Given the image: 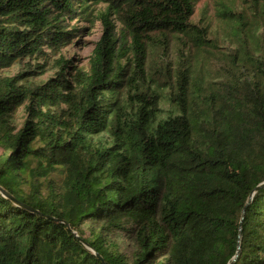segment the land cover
Listing matches in <instances>:
<instances>
[{"label":"trees","instance_id":"1","mask_svg":"<svg viewBox=\"0 0 264 264\" xmlns=\"http://www.w3.org/2000/svg\"><path fill=\"white\" fill-rule=\"evenodd\" d=\"M94 1L102 35L67 75L93 0H0V70L57 69L0 77V188L39 212L0 194V264H264V0L218 12L236 47L198 75L217 48L190 21L200 0ZM170 39L188 53L149 70Z\"/></svg>","mask_w":264,"mask_h":264},{"label":"rangeland","instance_id":"2","mask_svg":"<svg viewBox=\"0 0 264 264\" xmlns=\"http://www.w3.org/2000/svg\"><path fill=\"white\" fill-rule=\"evenodd\" d=\"M231 5V0H200L196 6L195 14L190 19L191 23L196 24L199 27L210 28L211 35L206 38L211 42L215 40L217 48L209 49V53H201L202 62H198L194 68L196 74H205L207 72H215L224 68L223 56L224 54H230L236 46L229 43L228 37L226 36L227 29L221 24L216 17L219 11L224 7ZM106 9V4L103 2L94 1L90 5L87 13L90 15L89 22L76 20L71 22L72 26H76L79 29H84L79 37L74 39L70 45L61 50L60 55L65 60L71 62L70 68L67 70V75L73 73L74 68L86 67L90 59V55L95 47L96 42L102 35V21L100 19L101 13ZM110 21L113 24H117L113 17H110ZM172 41V42H171ZM170 45H168L166 51L150 49L147 56V68L159 67L161 62H166L171 69L176 68V64L179 60V55L183 52L187 54L186 47L181 43L180 40L170 39ZM210 44V43H209ZM212 44V43H211ZM53 57V58H57ZM52 57L45 63L41 58H26L19 63L12 65L9 68L0 70V77H15L20 74H27L24 78L28 79V83L32 86H37L45 83L48 79L55 76L57 69L52 68ZM46 64V65H45ZM45 65L49 69L42 75H36L41 69L37 66ZM216 79V76H213ZM160 107L162 109H169V105L166 102H161ZM27 113L24 106L17 108L14 115V126L19 129L23 124ZM162 117H165L163 115ZM118 245L120 251L128 258H131L134 252V245L132 240L122 236L118 239Z\"/></svg>","mask_w":264,"mask_h":264},{"label":"water","instance_id":"3","mask_svg":"<svg viewBox=\"0 0 264 264\" xmlns=\"http://www.w3.org/2000/svg\"><path fill=\"white\" fill-rule=\"evenodd\" d=\"M262 185H264V183L261 184L260 186H262ZM260 186H259V187H260ZM256 189H258V188H256ZM256 189H255V190H256ZM255 190H254V191H255ZM0 194H1L4 198L10 200L11 202H13V203H17V204H20V205H22V207H24L25 209L31 210L32 213H34V214H39V212L34 211V210L30 209L29 207H27V206H25V205H23V204L17 202V201L11 196V195H9V194H8L6 191H4L2 188H0ZM250 198H251V196H250ZM243 215H244V211H242V218H241V219H243ZM238 252H239V245H238ZM238 252H237V254H238Z\"/></svg>","mask_w":264,"mask_h":264}]
</instances>
